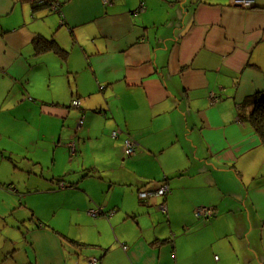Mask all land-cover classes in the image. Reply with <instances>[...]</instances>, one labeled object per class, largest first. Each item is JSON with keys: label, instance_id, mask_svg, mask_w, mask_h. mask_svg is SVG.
<instances>
[{"label": "crops", "instance_id": "0c3cea01", "mask_svg": "<svg viewBox=\"0 0 264 264\" xmlns=\"http://www.w3.org/2000/svg\"><path fill=\"white\" fill-rule=\"evenodd\" d=\"M52 1L0 0V264H264V0Z\"/></svg>", "mask_w": 264, "mask_h": 264}, {"label": "built area", "instance_id": "2783aa9c", "mask_svg": "<svg viewBox=\"0 0 264 264\" xmlns=\"http://www.w3.org/2000/svg\"><path fill=\"white\" fill-rule=\"evenodd\" d=\"M40 3L43 2V0H40L39 1ZM233 4L236 5V6H240V8H243V9H249L251 8L252 6H254L255 4V0H233ZM50 8L52 11L54 12H57V11H60V6L58 3H54L52 2V4H50ZM144 10V7L143 5H141V7L136 11L134 12L135 14L134 15H137V14H140L141 12H143ZM218 101V98L215 97L214 95L211 96V102H217ZM81 105L80 101L79 100H74L72 102V106L74 108H79ZM84 123V118H82L79 122V127H81ZM119 135V132H113V137L114 138H117ZM70 150H71V153L72 155H74L76 153V147H75V144H72L70 146ZM136 153V144L133 140L131 139H127L125 141V155L127 157H132L133 155H135ZM60 187L61 188H65L66 185L64 183H61L60 184ZM156 193L163 197V198H166L167 195L170 193V189L169 187L165 184L163 185L162 187H160V189H158L156 191ZM152 193H149V192H142L140 193V199L144 200L146 199L149 195H151ZM161 209L163 212H166V207L165 205H162L161 206ZM104 208L103 207H98L96 209H93V210H90L88 212V215L90 217H99V216H102L104 215ZM217 214V210L215 208H208V207H199L196 209V215L199 219H202V220H210L212 218H214ZM123 246V249L124 250H127V247L122 245ZM218 259V258H216ZM87 264H99V260L97 258H90L88 259L87 261Z\"/></svg>", "mask_w": 264, "mask_h": 264}, {"label": "trees", "instance_id": "16d2710c", "mask_svg": "<svg viewBox=\"0 0 264 264\" xmlns=\"http://www.w3.org/2000/svg\"><path fill=\"white\" fill-rule=\"evenodd\" d=\"M40 1V0H39ZM52 0H43V2H38V6H48L50 7V4H52ZM252 6L251 8H253ZM249 8V9H251ZM34 46L36 48V52L38 53H45L48 51H54L58 54H61L64 56L66 53L62 51L55 41L53 40H47L43 38H39L35 41ZM252 107L253 110L251 111L249 115V122L252 124L254 130L256 133L260 136L263 144H264V95L258 94L253 96L252 100ZM105 212V210H104Z\"/></svg>", "mask_w": 264, "mask_h": 264}, {"label": "water", "instance_id": "95a60500", "mask_svg": "<svg viewBox=\"0 0 264 264\" xmlns=\"http://www.w3.org/2000/svg\"><path fill=\"white\" fill-rule=\"evenodd\" d=\"M237 7H240V6H237Z\"/></svg>", "mask_w": 264, "mask_h": 264}]
</instances>
